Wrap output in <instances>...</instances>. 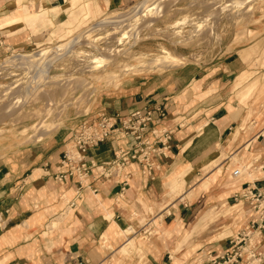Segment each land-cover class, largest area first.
<instances>
[{"label":"crops","instance_id":"1","mask_svg":"<svg viewBox=\"0 0 264 264\" xmlns=\"http://www.w3.org/2000/svg\"><path fill=\"white\" fill-rule=\"evenodd\" d=\"M78 1L69 8L68 0H0V61L12 53L29 54L64 42L61 37L48 40L53 28L48 22L57 27L78 22L87 13L85 2L96 14L88 17L91 23L103 14L132 7L137 0H83L77 13ZM243 64L235 51L207 64L190 62L127 76L104 88L88 114L39 143L0 156V264H212L231 247L229 235L219 237L221 223L235 232L252 218L248 203L230 215L220 209L247 202L234 199L245 188L264 192V137H245L239 144L259 153L251 165L253 178L231 179L232 170L227 169L232 150L238 148L241 125L248 120V110L234 92L243 78ZM57 69L64 75L76 74L64 65ZM159 106L163 117L155 111ZM147 109L153 111L152 125L172 130L170 149L156 157L158 166L151 175L137 162L129 164L123 194L114 179L90 178L77 194L74 179L53 178L82 116L105 112L126 117ZM131 143L130 137L113 133L89 148L88 160L108 161L116 148ZM218 166L216 180L205 184ZM70 201H75L73 208ZM216 208L219 216H214ZM211 213L217 218L212 220ZM53 221L57 224L51 227ZM129 227L134 231L121 236ZM260 237L257 249L264 256V232ZM131 239L135 247L126 252Z\"/></svg>","mask_w":264,"mask_h":264},{"label":"rangeland","instance_id":"2","mask_svg":"<svg viewBox=\"0 0 264 264\" xmlns=\"http://www.w3.org/2000/svg\"><path fill=\"white\" fill-rule=\"evenodd\" d=\"M147 1L151 0H137L133 3V8L128 6L121 11L103 14L91 23H88L89 18H95L96 14L88 11L85 2L87 13L84 18L80 17L78 22L71 25L63 23L58 27L48 22L53 27L49 31L52 36L48 40H59L67 34L68 28L72 30L71 36L61 39L65 40L64 42H59L53 47H41L37 52L29 54L12 53L0 61V156L10 150L39 143L77 116L88 114L94 99L104 88L118 85L120 80L127 76L147 71H162L190 62L207 64L238 51L244 61L242 67L245 71L242 73L243 78L235 84L234 87L238 89L234 92L238 98L245 96L244 100L240 101L248 110V120L241 125V137L236 143L238 148L232 150L227 169H241L239 177L229 174L231 179L255 176L252 174L251 165L259 153H254L252 149L255 147L245 148V144H239L245 137H264V0H155L159 3L158 10L148 9L150 13L133 11L134 6ZM82 3L83 0L78 1L75 9L77 13ZM100 15L102 14H97ZM112 19L118 22L82 34L80 39L86 38L84 41L92 44H82L69 53H72L70 57L60 63L58 59L55 61L57 51L69 49L63 44L72 36L84 32V29L94 22L102 20L104 23ZM46 25L45 23L44 26ZM44 50L55 52L50 60L45 58L50 52L42 55V64L54 62L48 65L40 80L33 78L30 69L22 64L21 67L16 61H10L12 58L25 59ZM163 55L165 59L167 57L168 64L164 61L158 65V60L151 61L155 57L161 59ZM8 59L13 63H9ZM72 59L76 61L75 64L67 62ZM60 65H64L68 72L72 69L76 74H62V70L57 69ZM126 65L128 66L125 67ZM21 92L27 96L18 101L22 96ZM218 167L205 184L216 180L221 171V167ZM175 181L179 183L178 180ZM179 191L181 192V189ZM234 203L240 205H234L235 208L227 206L220 209L221 212L230 215L233 210L234 214L239 208L242 211L243 204L248 202ZM218 210L219 208H216L213 211L214 216L222 214L218 213ZM214 216L212 213L209 215L212 220L217 218ZM56 224L53 221L51 227ZM221 225L223 230L219 234L220 238L229 235L231 239L246 228L245 226L234 232L225 230L224 223ZM133 231L132 228L125 229L121 231V236H127ZM148 232L152 234V230ZM259 238L261 237L252 236L253 241H258ZM126 243V252L127 248L135 247L134 239ZM242 262L261 264L247 262L245 259Z\"/></svg>","mask_w":264,"mask_h":264},{"label":"built area","instance_id":"3","mask_svg":"<svg viewBox=\"0 0 264 264\" xmlns=\"http://www.w3.org/2000/svg\"><path fill=\"white\" fill-rule=\"evenodd\" d=\"M19 65V64H18ZM160 117H163L162 107H156ZM153 111L147 109L145 113L136 110L126 117H115L105 112L98 113L95 117L84 115L78 129L62 152L59 164L60 169L53 175L58 182L74 179L77 184L76 193L89 184V179H114L120 184V194H123L127 185L129 174L125 168L132 162L142 166L143 173L151 175L158 166L155 159L165 155L170 149L172 130L158 128L152 125ZM121 133L131 138L128 147L116 148L113 157L102 163L88 160L89 148L107 140L111 134ZM151 135V137H149ZM240 169H232L234 177L240 175ZM235 200H245L252 211L249 225L235 237L230 239L231 247L223 254L212 260V264H235L245 259L247 262L263 260V253L257 249V240L252 236L260 237L264 232V192L245 188L234 195ZM75 201H70L69 207L73 208Z\"/></svg>","mask_w":264,"mask_h":264},{"label":"bare ground","instance_id":"4","mask_svg":"<svg viewBox=\"0 0 264 264\" xmlns=\"http://www.w3.org/2000/svg\"><path fill=\"white\" fill-rule=\"evenodd\" d=\"M76 1L77 0H68V4H69V8H71V7H73L74 5H75V3H76ZM148 2V3H147ZM147 2H145V3H143L142 5H141V7L139 8V10L140 11H144V12H146V13H150V9H153V10H158L159 9V3L158 2H156L155 0H151V1H147ZM33 3V2H32ZM87 8H88V11L90 12L91 11V7H90V5H89V3L87 2ZM133 8V7H132ZM134 8H136L135 6H134ZM97 9H98V7H97ZM149 9V10H148ZM133 10V9H132ZM136 11H138V9L136 10ZM87 16V15H86ZM70 23V22H69ZM69 25V24H68ZM99 26H101V25H97L96 26V29H99L100 27ZM99 27V28H98ZM70 29L68 28V31H66V35H64V36H61V38H63V39H66L68 36H71V34H70ZM91 31V30H90ZM91 33V32H90ZM87 34V33H86ZM89 35V34H88ZM85 36H87V35H85ZM81 39H82V37H81ZM86 39V38H85ZM85 39H83L82 41H84ZM80 41V40H79ZM81 42V41H80ZM68 44H69V41H67L66 43H64L63 44V46H66V47H68ZM69 50V49H68ZM50 51H48V50H44V51H42L41 53H36V54H32V55H29L28 57H26L25 59H23V58H21V60H17V59H8V61L10 60V61H16L19 65H21L22 64V66H25L26 68H28V69H30L31 71H32V76H33V78H36L37 80H40L42 77H43V75L45 74V73H43L47 68H48V63H45L44 64V66L42 67V63H43V60H41L42 59V55H45V54H47V53H49ZM168 53V52H167ZM171 53V52H170ZM169 54V53H168ZM171 55H173V54H171ZM166 56V55H165ZM41 57V58H40ZM171 58H172V56H170ZM174 57V56H173ZM170 58V59H171ZM58 59V57L55 59V61ZM166 59H167V57H166ZM166 59L164 58V55H163V58H161L160 59V57H155V59H152L151 61L152 62H154V60H158L157 62V64L158 65H160V64H162L164 61H166ZM168 59H169V57H168ZM169 59V60H170ZM174 59V58H173ZM9 61V63H13V62H10ZM171 61H172V59H171ZM7 62V61H6ZM52 62V61H51ZM54 62V61H53ZM52 62V63H53ZM168 62H170V61H168ZM173 62V61H172ZM52 63H49V64H52ZM151 63V62H150ZM166 63H167V61H166ZM165 63V64H166ZM42 64V65H41ZM149 64V63H148ZM152 64V63H151ZM154 64H156V62L154 63ZM153 64V65H154ZM168 64V63H167ZM157 65V66H158ZM128 65H126L125 67H127ZM149 67H151V66H149ZM163 67V66H162ZM36 69H39L40 71H39V73L37 74V75H35L34 73H35V70ZM46 78V77H45ZM63 81V80H62ZM34 92V91H33ZM21 94H22V96L18 99V101H22V100H24L25 99V97L27 96V95H25L24 93H22L21 92ZM244 97L245 96H243V95H241L240 96V100L242 101V100H244ZM28 100V99H27ZM240 172H241V169H240ZM241 174V173H240ZM240 175H238L237 177H239ZM234 177V176H233ZM233 207H235V206H233ZM127 229H130V227L129 228H127Z\"/></svg>","mask_w":264,"mask_h":264},{"label":"water","instance_id":"5","mask_svg":"<svg viewBox=\"0 0 264 264\" xmlns=\"http://www.w3.org/2000/svg\"><path fill=\"white\" fill-rule=\"evenodd\" d=\"M142 3V2H141ZM141 3L139 4V5H136L135 7L136 8H134V10L133 11H136L137 9L139 10V8L141 7ZM103 20V19H102ZM102 20H99L98 22H94L93 24H91L90 26H88L87 28H85L84 29V32H82V33H78L77 35H75V36H72L68 41H69V44H68V48H69V50L71 49V47H72V49H71V51H68V49L66 50V51H63V50H60V51H57V54H55V57H58V60L60 59V58H62V57H64L65 55H67V54H69L70 52H72L73 51V49H75L76 47H79L80 45H82V44H92L91 42H89V41H82L81 39H80V37L82 36V34H85V33H87V32H93L95 29H96V25H98V24H100L101 26H105V25H108V24H113V23H116V22H118V20H109L108 22H101ZM112 21V22H111ZM101 26H99V27H101ZM98 27V28H99ZM91 30V31H90ZM81 42H80V41ZM54 52L55 51H51L45 58H47V60H50V59H53V58H51V56L52 55H54ZM45 64V63H44ZM44 64L42 65V67L44 66ZM53 64V63H52ZM49 65V64H48ZM50 67H51V65H50ZM39 69H36L35 70V75H37L38 73H39Z\"/></svg>","mask_w":264,"mask_h":264}]
</instances>
